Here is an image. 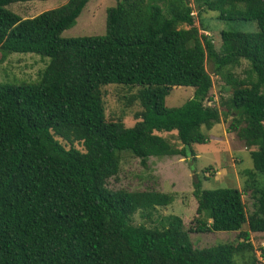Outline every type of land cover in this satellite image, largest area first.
Returning <instances> with one entry per match:
<instances>
[{"label":"trees","instance_id":"16d2710c","mask_svg":"<svg viewBox=\"0 0 264 264\" xmlns=\"http://www.w3.org/2000/svg\"><path fill=\"white\" fill-rule=\"evenodd\" d=\"M0 0V52L36 53L49 63L35 83H0V264H240L253 251L250 233H264V186L252 189V210L236 187L203 188L192 226L169 215L159 225L136 224L173 201L155 190L110 189L123 153L146 165L150 157L194 154L204 131L231 116L229 130L250 150L264 174V0H117L99 36L64 38L89 0H68L21 18ZM220 22L247 21L257 30L206 34L203 13ZM248 63L241 78L232 69ZM207 61L232 89L226 108L213 101ZM140 87L132 126L108 120L102 87ZM175 86L191 99L168 107ZM169 133L171 142L160 134ZM78 144L81 148H77ZM247 230H242L243 225ZM237 232L236 242L195 247L189 232ZM253 254V252H252ZM257 261L253 254L252 264Z\"/></svg>","mask_w":264,"mask_h":264},{"label":"rangeland","instance_id":"374dc122","mask_svg":"<svg viewBox=\"0 0 264 264\" xmlns=\"http://www.w3.org/2000/svg\"><path fill=\"white\" fill-rule=\"evenodd\" d=\"M68 0H32L9 4L7 8L21 18H31L45 11L58 8ZM117 4V0H89L83 8L76 22L70 28L64 30L61 36L64 38L81 36H99L106 30L107 10ZM158 5L165 9L164 0H158ZM214 12L203 13L197 18L198 24L201 19L203 24L209 26L206 32L214 40L217 49L221 46V29L236 28L245 32L257 30L253 22H220L213 18ZM49 63V58L36 53H11L3 56L0 52V83L17 85L21 83H35L40 74ZM206 68L210 72L213 86L210 96L213 101L206 105H215L219 109H225L227 100L231 97L232 89L225 84L221 72L214 70L212 62L207 61ZM248 63L242 61L232 73L237 77H245ZM140 87L129 85L108 84L102 87V97L108 120L121 118L125 125L132 126L135 123V114L141 110L140 103L136 98ZM264 92V87L262 88ZM194 89L190 86H175L166 97L168 107H176L191 99ZM231 116L226 120L212 125L204 131L208 136V142L192 145L193 155L187 158L181 156L154 158L150 157L146 165H142L138 158L129 153H123L117 175L110 177L106 186L110 189L155 190L171 194L172 203L167 206L156 207L150 218L141 217L139 213L134 215L136 224L146 226L159 225V220L165 216L175 215L182 219L185 229L192 226V220L196 216L197 202L193 195V183L201 180L203 188L236 187L243 191V199L247 209L252 210V189L264 186V174L253 171L250 179L247 171L253 170L250 150L237 137L235 132L229 130ZM264 124V122H263ZM167 137L171 142L178 141L169 133L160 134ZM77 148H81L78 144ZM82 149V148H81ZM242 230H247L243 225ZM189 238L195 247H207L221 242H236L237 232H189ZM254 250L252 251L257 261L255 264H264V233H250ZM246 251L244 258L238 256L240 264H252L253 254Z\"/></svg>","mask_w":264,"mask_h":264}]
</instances>
